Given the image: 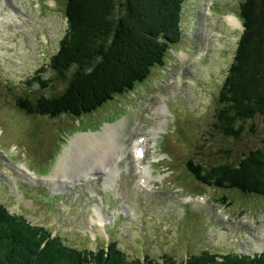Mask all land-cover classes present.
Masks as SVG:
<instances>
[{
	"label": "rangeland",
	"instance_id": "rangeland-1",
	"mask_svg": "<svg viewBox=\"0 0 264 264\" xmlns=\"http://www.w3.org/2000/svg\"><path fill=\"white\" fill-rule=\"evenodd\" d=\"M240 1L184 0L181 36L169 44L165 64L128 94L75 120L25 114L12 99L36 87L24 80L55 52L67 26L64 0H0V202L69 244L94 249L115 241L130 258L167 253L179 260L208 250L247 259L263 252L264 195L198 183L185 168L187 159L232 161L261 146L259 129L230 141L212 127L215 97L240 34L228 17L238 19ZM52 84L58 92L66 82ZM108 125L123 146L144 136L147 186L130 148L86 177L46 178L73 140ZM86 152L92 164L98 148ZM77 162L73 158L64 170ZM107 174L111 184L104 182Z\"/></svg>",
	"mask_w": 264,
	"mask_h": 264
},
{
	"label": "trees",
	"instance_id": "trees-1",
	"mask_svg": "<svg viewBox=\"0 0 264 264\" xmlns=\"http://www.w3.org/2000/svg\"><path fill=\"white\" fill-rule=\"evenodd\" d=\"M182 2L64 0L65 31L47 64L26 80L36 89L13 94L15 107L25 114L77 120L128 94L153 67L163 65L169 44L179 40ZM238 17L243 31L215 97L212 127L232 140L259 129L261 146L232 161L207 165L187 159L185 167L200 183L264 195V0H241ZM55 80L66 82L58 92H53ZM172 255L130 258L114 241L94 249L70 245L0 202V264H264V252L247 259L208 250L179 260Z\"/></svg>",
	"mask_w": 264,
	"mask_h": 264
},
{
	"label": "bare ground",
	"instance_id": "bare-ground-1",
	"mask_svg": "<svg viewBox=\"0 0 264 264\" xmlns=\"http://www.w3.org/2000/svg\"><path fill=\"white\" fill-rule=\"evenodd\" d=\"M228 19L231 24L240 25L238 19L235 18L234 16H229ZM233 58H234V55H233ZM109 127H114V125H108L107 128L102 132L81 134V136L73 140L72 147L68 148L65 151L64 155L61 156L58 167L46 178L51 177V180H57V178L60 177L61 179H63V181L61 182H65L66 180L72 179V178L86 177L89 171H92V170L99 171L104 168H107L108 167L107 165H109L108 163L115 159L114 156H117V160H118L120 154L124 155V153L130 148V150L133 151L134 157L138 161L137 163L138 167L136 170L140 174L139 181L140 182L143 181V184L147 186L148 185L147 179L150 177V175L148 174V169L146 170L147 164H145L140 159H138L135 156L136 154H134L136 153V150H140V147L138 146L137 137L133 138L131 144L126 145L128 146L126 148V146H123L121 142H118V138H116V133L108 130ZM115 128H118V126H116ZM142 144L146 145L144 143V140ZM90 147L98 148V156L97 158H95L92 164L91 162H89V159H90V156L88 157L89 153L86 152L87 149H89ZM85 156H87V159H84L86 158ZM73 158H78L79 162L73 165H70V167H68L67 170H64V168L70 163V161ZM107 161L108 163H106ZM73 169H75V171H72ZM68 170L69 171L71 170L72 173L65 172ZM105 179H106L104 181L105 184H111L113 177L111 176V174H107L105 176ZM102 220H103L102 215H99L98 221L101 224H102Z\"/></svg>",
	"mask_w": 264,
	"mask_h": 264
},
{
	"label": "water",
	"instance_id": "water-1",
	"mask_svg": "<svg viewBox=\"0 0 264 264\" xmlns=\"http://www.w3.org/2000/svg\"><path fill=\"white\" fill-rule=\"evenodd\" d=\"M240 28H241V29L243 28L242 25L240 26Z\"/></svg>",
	"mask_w": 264,
	"mask_h": 264
},
{
	"label": "clouds",
	"instance_id": "clouds-1",
	"mask_svg": "<svg viewBox=\"0 0 264 264\" xmlns=\"http://www.w3.org/2000/svg\"><path fill=\"white\" fill-rule=\"evenodd\" d=\"M183 2H184V1H183ZM183 2H182V3H183Z\"/></svg>",
	"mask_w": 264,
	"mask_h": 264
}]
</instances>
